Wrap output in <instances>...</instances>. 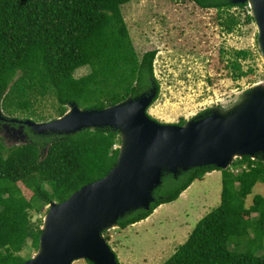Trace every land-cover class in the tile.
<instances>
[{
	"label": "trees",
	"instance_id": "trees-1",
	"mask_svg": "<svg viewBox=\"0 0 264 264\" xmlns=\"http://www.w3.org/2000/svg\"><path fill=\"white\" fill-rule=\"evenodd\" d=\"M131 1L0 0V109L12 118L47 122L63 116L71 103L104 109L147 92L153 84L156 101L161 88L154 65L158 50L139 55L123 13ZM188 1L203 10L216 9L227 33L243 23L242 13L245 23L255 22L245 4ZM241 57L248 52L235 51L227 64L235 80L246 74ZM84 67L90 71L77 76ZM186 122L183 118L178 124ZM27 128L26 143L8 145L0 135V264L32 258L23 252L30 241L38 250L43 225V218L33 221L34 214L105 177L120 151V132L110 127L69 135H40ZM215 170L222 171L220 206L199 221L165 264H264V196L258 194L246 205L255 186L264 183L263 155L239 158L227 170L212 166L190 169L178 178L165 175L151 209L120 219V229L178 200Z\"/></svg>",
	"mask_w": 264,
	"mask_h": 264
},
{
	"label": "water",
	"instance_id": "water-1",
	"mask_svg": "<svg viewBox=\"0 0 264 264\" xmlns=\"http://www.w3.org/2000/svg\"><path fill=\"white\" fill-rule=\"evenodd\" d=\"M230 1L250 7L264 58V0ZM157 94L153 84L147 92L104 109H83L71 103L55 120L10 119L21 124L17 132L24 138L28 137L25 127L40 135L110 127L121 136L117 162L105 177L64 202L50 204L39 248L21 264H74L78 260L119 264L105 233L119 229V220L128 214L150 210L165 175L178 178L190 169L212 166L227 170L244 156H264V81L227 110L213 108L183 125L151 116ZM1 120H7L2 109Z\"/></svg>",
	"mask_w": 264,
	"mask_h": 264
},
{
	"label": "rangeland",
	"instance_id": "rangeland-1",
	"mask_svg": "<svg viewBox=\"0 0 264 264\" xmlns=\"http://www.w3.org/2000/svg\"><path fill=\"white\" fill-rule=\"evenodd\" d=\"M123 13L139 55L150 49L158 50L154 65L161 88L150 108L157 121L179 123L213 108L227 110L264 81L258 26L256 22L245 23L244 13L243 23L232 33L222 29L216 9L203 10L188 0H132L123 7ZM235 51L248 52L247 58H240L246 74L236 80L227 67ZM89 71L88 67L81 68L77 76ZM14 130L16 139L10 143H25L24 134ZM222 189V171L209 172L178 200L161 205L147 219L125 230L106 232L119 264H165L189 239L199 221L220 206ZM24 192L30 197L28 190ZM258 194L264 196L262 182L248 197L247 208ZM49 207L35 213L33 221L44 220ZM36 252L30 241L23 255L33 257ZM74 264L89 263L78 260Z\"/></svg>",
	"mask_w": 264,
	"mask_h": 264
},
{
	"label": "flooded vegetation",
	"instance_id": "flooded-vegetation-1",
	"mask_svg": "<svg viewBox=\"0 0 264 264\" xmlns=\"http://www.w3.org/2000/svg\"><path fill=\"white\" fill-rule=\"evenodd\" d=\"M5 117L7 120H1L0 121V135L4 138L5 142L10 145V141L16 139V136H13L12 133L15 132L14 129H18L21 124L19 123H12V121L10 119H12V117H9L7 116L5 113H4ZM14 118V117H13ZM9 125L8 127L6 125ZM28 132V128L25 127V133ZM29 139V136L26 140ZM25 140V142H26Z\"/></svg>",
	"mask_w": 264,
	"mask_h": 264
},
{
	"label": "crops",
	"instance_id": "crops-1",
	"mask_svg": "<svg viewBox=\"0 0 264 264\" xmlns=\"http://www.w3.org/2000/svg\"><path fill=\"white\" fill-rule=\"evenodd\" d=\"M185 194V192L183 193V195Z\"/></svg>",
	"mask_w": 264,
	"mask_h": 264
}]
</instances>
